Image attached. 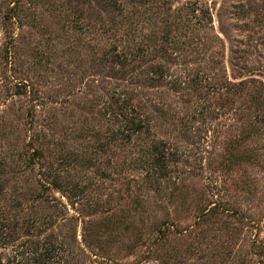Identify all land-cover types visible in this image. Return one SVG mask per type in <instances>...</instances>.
<instances>
[{"label": "rangeland", "instance_id": "374dc122", "mask_svg": "<svg viewBox=\"0 0 264 264\" xmlns=\"http://www.w3.org/2000/svg\"><path fill=\"white\" fill-rule=\"evenodd\" d=\"M3 215L6 259L264 264V0H0Z\"/></svg>", "mask_w": 264, "mask_h": 264}, {"label": "trees", "instance_id": "16d2710c", "mask_svg": "<svg viewBox=\"0 0 264 264\" xmlns=\"http://www.w3.org/2000/svg\"><path fill=\"white\" fill-rule=\"evenodd\" d=\"M185 77L171 76V80L174 79L175 83H184L183 79ZM186 78H188V77H186ZM198 78L206 79L207 77H201L199 75ZM208 78H211V77H208ZM215 84L219 87H228L227 84L233 85L232 82L226 81L225 77H222V79L217 78V82ZM242 85H244V84H242ZM150 165L152 166V168L154 166L156 168V170H159L160 165L158 167L157 163L153 162V164H152V162H151ZM154 171L155 170H153L152 172H154ZM164 176L163 177L160 176V179L166 178ZM9 222H10V220L7 217H5L4 215L2 218L0 217V264H69L66 256H64L62 254L63 252L61 253L62 250L60 248H58V249H56V248H45L44 246H41V244H39V243H31L30 246H28L27 248H26V246L28 244L24 243L18 247L19 250L12 249L13 253L9 254V257L6 259V257H4L2 252L9 249L8 243L5 242L8 238L10 239V235H9V231H8L9 228L7 225ZM32 245L33 246L35 245V246L32 247ZM62 246L65 250L64 245H62ZM20 247L22 248V250L20 249ZM57 250H59V252L56 254L60 255V256L58 255V257L55 255V251H57ZM56 258H57V260H56Z\"/></svg>", "mask_w": 264, "mask_h": 264}]
</instances>
